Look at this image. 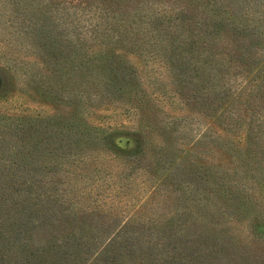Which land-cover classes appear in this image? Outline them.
<instances>
[{"label": "rangeland", "instance_id": "obj_1", "mask_svg": "<svg viewBox=\"0 0 264 264\" xmlns=\"http://www.w3.org/2000/svg\"><path fill=\"white\" fill-rule=\"evenodd\" d=\"M232 245L264 264V0H0V264Z\"/></svg>", "mask_w": 264, "mask_h": 264}, {"label": "trees", "instance_id": "obj_2", "mask_svg": "<svg viewBox=\"0 0 264 264\" xmlns=\"http://www.w3.org/2000/svg\"><path fill=\"white\" fill-rule=\"evenodd\" d=\"M236 247L232 245V248L230 249V254H224L227 255V257H224L222 254L217 251V249L212 250L208 249L206 252L200 254L198 256L200 258V263L199 264H230L235 261H237L238 253L235 252ZM202 250V247L200 248ZM119 250V249H118ZM222 248L220 249V251ZM117 255V254H116ZM121 258L115 260L113 263L114 264H122L124 260H122V255H119ZM230 260L228 263L227 261ZM139 264H194L193 260L190 262L183 261L182 259H178L175 256L172 258H169L166 262H163L159 258H154L151 263L148 262H140ZM237 264V263H236Z\"/></svg>", "mask_w": 264, "mask_h": 264}]
</instances>
